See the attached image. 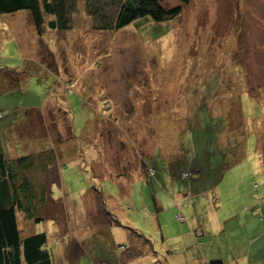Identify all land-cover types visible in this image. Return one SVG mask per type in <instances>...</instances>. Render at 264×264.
<instances>
[{
  "label": "rangeland",
  "instance_id": "obj_1",
  "mask_svg": "<svg viewBox=\"0 0 264 264\" xmlns=\"http://www.w3.org/2000/svg\"><path fill=\"white\" fill-rule=\"evenodd\" d=\"M88 2L62 0L67 27L40 36L26 11L0 16V114L12 113L0 125L32 108L7 146L50 145L66 186L52 188L46 212L16 213L20 237L44 233L52 264H160L158 251L123 258L119 226L139 195L154 220V205L161 221L172 210L167 231L197 230L223 257L264 264V0H158L179 12L119 29L89 18ZM85 190L110 218L79 204Z\"/></svg>",
  "mask_w": 264,
  "mask_h": 264
},
{
  "label": "trees",
  "instance_id": "obj_2",
  "mask_svg": "<svg viewBox=\"0 0 264 264\" xmlns=\"http://www.w3.org/2000/svg\"><path fill=\"white\" fill-rule=\"evenodd\" d=\"M90 1L86 4L88 17L92 20H107V26L113 29L144 17L160 22L179 12L178 8L163 7L158 0H119L109 15L100 11L98 2L101 0ZM19 11L28 13L37 36L45 30L66 28L71 20L70 12L65 10L62 0H0V16ZM30 111L32 108L25 109L24 116L12 117L6 125H0L6 135L4 145L0 144V264H52L46 235L36 233L21 238L17 227L16 213L24 212L25 217L31 218L30 212H46V206L52 199L51 188L59 186L62 181L54 167V156L48 149L50 145L46 147L41 143V147L34 146L32 152L23 154L16 153L14 147L17 142L13 148L7 146L6 140L10 142V136L6 132L15 123L20 129L31 127V120L28 119V115L32 114ZM11 115V112L0 114V123H5V118ZM104 213L111 217L108 212ZM40 219L37 217L34 221Z\"/></svg>",
  "mask_w": 264,
  "mask_h": 264
},
{
  "label": "crops",
  "instance_id": "obj_3",
  "mask_svg": "<svg viewBox=\"0 0 264 264\" xmlns=\"http://www.w3.org/2000/svg\"><path fill=\"white\" fill-rule=\"evenodd\" d=\"M139 181L141 183L146 182L145 179H141ZM62 187L66 190L65 188L66 186L64 185L63 181H61V188ZM66 193L68 194V190ZM88 196L93 197L95 199L94 205L90 204V201L87 199ZM98 196H100V194H98ZM132 196L133 193L130 192L129 196L127 197V201H131ZM83 197H85V199L84 200L81 199L79 204H82V206H84L86 210L89 211L91 210L93 212H101V210L105 211L104 205L103 204L98 205L100 203H98L95 195L90 191L85 190L82 198ZM141 197L142 196L137 195L139 202H137V206L135 210L131 209L132 210L131 212L133 213L132 219H130L129 217L132 214L129 213H127L128 215H126V213L124 214L125 217L128 218L130 224L119 226L126 230L125 231L127 234L126 238L128 239L127 248L125 250L126 254H124L123 258L128 259L131 254L135 255V253H139L138 255H141L143 253L145 260L152 261L158 251L162 258L163 255L166 258V260L162 259L163 264H232V263L238 264L239 258L242 259V257L241 256L239 257L238 254L233 258L231 257L229 258L228 256L223 257L220 252L219 242L216 239H212L211 237L203 236V234H201L197 230L194 232L195 235L194 237H196L197 239L193 238L192 234L190 233L184 234L183 235L184 239L179 235V231L187 232V229L172 230L171 232L167 231L166 229L171 224H175L173 220L174 217L172 210H170L171 213H166V215L163 217L164 220L161 221V214L167 211L158 207V205H154L153 209L156 218V220H154L152 213L145 207L146 203L148 202V199L146 198L145 200L142 199ZM53 200L54 199H51V201ZM83 203H85L86 206ZM101 206L103 208H101ZM141 211H143L142 212L143 216L139 217V215L137 214ZM105 218H107V216ZM137 218L139 219L136 220ZM262 219L263 218L260 217L259 220L262 221ZM175 220L177 221V219ZM142 225H145L148 228V230L146 231L148 232L152 231L153 234L156 235L155 240H157L159 236L158 241H154L153 238L147 234V232H145L144 230L142 231L140 229ZM146 236H149L148 239L145 238ZM145 240H147L148 242H146ZM168 241L172 242L173 249L165 248L164 245L165 243H168ZM181 243H184L187 248H181L180 247ZM196 243L198 244V248L194 247ZM228 244L230 243L228 242ZM233 244H238V243L234 241ZM214 247L216 248L217 251L216 254H214L213 252ZM142 248H144V250ZM171 250L174 252H172ZM159 262L160 264H162L161 260H159Z\"/></svg>",
  "mask_w": 264,
  "mask_h": 264
},
{
  "label": "built area",
  "instance_id": "obj_4",
  "mask_svg": "<svg viewBox=\"0 0 264 264\" xmlns=\"http://www.w3.org/2000/svg\"><path fill=\"white\" fill-rule=\"evenodd\" d=\"M177 220H178V221H181V217L177 216Z\"/></svg>",
  "mask_w": 264,
  "mask_h": 264
}]
</instances>
